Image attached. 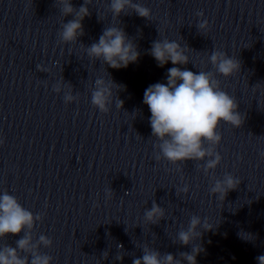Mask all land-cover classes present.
I'll list each match as a JSON object with an SVG mask.
<instances>
[{
    "label": "clouds",
    "instance_id": "9594fccd",
    "mask_svg": "<svg viewBox=\"0 0 264 264\" xmlns=\"http://www.w3.org/2000/svg\"><path fill=\"white\" fill-rule=\"evenodd\" d=\"M60 5L64 17L72 16L61 25L59 31L60 41L66 45L77 42L78 37L84 35L83 20L90 16L88 5L91 0H84L77 9L71 0H55ZM135 12L138 16L151 19V10L135 3L134 0H110L109 11L115 18L121 14ZM203 16V12L197 13ZM198 30L208 31L209 22L205 19L198 23ZM187 49L175 40H156L152 43L150 55L156 60L159 67H163L169 61L173 65H187L190 60L186 55ZM87 55L95 60L106 63L112 69L127 68L130 63H135L140 57L137 45L121 27H106L98 42L86 48ZM209 62L216 72L224 77H231L240 72L241 62L231 58L225 52L214 50ZM38 70L43 71L41 66ZM95 90L91 94V103L101 113L109 112V105L113 101V89L116 93L123 90L124 86L116 84L111 78H97L94 82ZM59 93L61 85L57 84L53 89ZM77 97L69 90L64 95V102L72 103ZM143 103L148 106L151 113L150 126L152 136L160 143L156 146L159 153L156 160L166 159L172 164L183 163L187 160L206 161L202 170L207 175L221 163L222 156L216 151V146L221 143L222 136L218 128L222 122L239 128L244 123V117L237 111L238 104L234 97L223 91L220 82L211 71H193L181 67H171L167 71L166 83H155L147 87L143 95ZM124 101L119 99L117 107L122 109ZM0 139V144H3ZM264 158V152L260 153ZM207 158V159H206ZM241 181L231 174H225L223 179H216L210 188V193L224 201L228 192L235 190ZM185 186L181 191L188 192ZM107 198H112V189L106 190ZM145 220L149 224H158L165 219V209L152 202L150 209H146ZM41 214H33L32 211L21 205L14 195L7 191L0 194V240L7 235L23 236L16 241V247L4 244L0 247V264H51L52 257L39 251L40 246L45 248L52 246V240L45 235H40L33 242L32 230L37 221L42 220ZM203 226L205 231L212 230L213 226L205 219L193 215L187 230H180L177 235L178 243L192 245V251L179 253V258L172 253L160 251L144 246L143 255L134 258L132 264H197V256L204 251L202 245L193 246V241L202 237V231L197 229ZM241 235L244 238L243 234ZM122 249L123 245L118 244ZM107 254H105V258ZM117 260H123V256H117ZM258 264H264V255L256 257Z\"/></svg>",
    "mask_w": 264,
    "mask_h": 264
}]
</instances>
